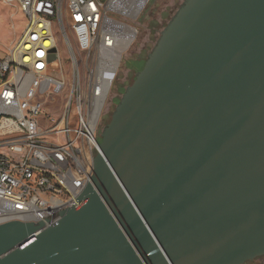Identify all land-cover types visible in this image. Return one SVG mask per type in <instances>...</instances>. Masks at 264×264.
<instances>
[{"label": "water", "instance_id": "1", "mask_svg": "<svg viewBox=\"0 0 264 264\" xmlns=\"http://www.w3.org/2000/svg\"><path fill=\"white\" fill-rule=\"evenodd\" d=\"M101 136L77 205L0 225V264L264 256V0H185Z\"/></svg>", "mask_w": 264, "mask_h": 264}, {"label": "built area", "instance_id": "2", "mask_svg": "<svg viewBox=\"0 0 264 264\" xmlns=\"http://www.w3.org/2000/svg\"><path fill=\"white\" fill-rule=\"evenodd\" d=\"M1 1L18 5L25 31L0 49V225L49 226L77 205L94 175L107 102L150 0ZM57 31L72 58L70 84L51 69L57 60L49 62ZM59 95L62 112H48L46 97Z\"/></svg>", "mask_w": 264, "mask_h": 264}, {"label": "rangeland", "instance_id": "3", "mask_svg": "<svg viewBox=\"0 0 264 264\" xmlns=\"http://www.w3.org/2000/svg\"><path fill=\"white\" fill-rule=\"evenodd\" d=\"M185 0H150L145 7L142 15L137 20L139 36L137 41L128 51L123 59L118 78L115 81L113 91L108 99L107 111L100 127L99 140H102V133L105 127L110 123L115 108L120 103L124 95L128 82L133 73L145 65L149 54L156 46L161 32L175 16ZM59 25V24H58ZM56 28L58 26L56 25ZM25 31V17L20 13L18 5L14 3H4L0 0V49L9 51L19 41ZM58 58L57 63L53 64L51 69L57 76L66 75L70 84L73 75L71 67V54L68 45L57 31ZM72 45L76 48L75 39L69 34ZM133 83V82H132ZM63 95L52 98L46 97L45 108L48 112L59 114L62 112ZM244 264H264V256L248 261Z\"/></svg>", "mask_w": 264, "mask_h": 264}, {"label": "flooded vegetation", "instance_id": "4", "mask_svg": "<svg viewBox=\"0 0 264 264\" xmlns=\"http://www.w3.org/2000/svg\"><path fill=\"white\" fill-rule=\"evenodd\" d=\"M145 62H146V60H145ZM143 67H144V66H143ZM143 67L140 68V69H138L137 72L133 73L132 77L130 78V80H129V82H128L127 87H129V86L132 84V82H133V81L135 80V78H136V75L138 74V72H139L140 70L143 69Z\"/></svg>", "mask_w": 264, "mask_h": 264}, {"label": "bare ground", "instance_id": "5", "mask_svg": "<svg viewBox=\"0 0 264 264\" xmlns=\"http://www.w3.org/2000/svg\"><path fill=\"white\" fill-rule=\"evenodd\" d=\"M46 44H47V45H52L53 42H52L51 40L48 39V40L46 41Z\"/></svg>", "mask_w": 264, "mask_h": 264}]
</instances>
